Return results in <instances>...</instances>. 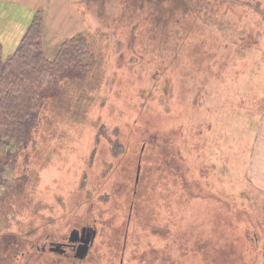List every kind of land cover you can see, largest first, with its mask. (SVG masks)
<instances>
[{"label": "rangeland", "instance_id": "1", "mask_svg": "<svg viewBox=\"0 0 264 264\" xmlns=\"http://www.w3.org/2000/svg\"><path fill=\"white\" fill-rule=\"evenodd\" d=\"M45 1L94 30V61L44 98L19 152L0 204V241H24L13 263L75 258L69 233L87 227L85 256L59 264H264V192L247 174L264 0Z\"/></svg>", "mask_w": 264, "mask_h": 264}, {"label": "trees", "instance_id": "2", "mask_svg": "<svg viewBox=\"0 0 264 264\" xmlns=\"http://www.w3.org/2000/svg\"><path fill=\"white\" fill-rule=\"evenodd\" d=\"M208 15L212 17L214 14L208 12ZM43 33L44 10L40 8L35 11L11 54L3 57L0 45V204L9 190L20 185L15 168L19 152L39 120L44 98L60 92L62 79L86 77L94 61L91 43L82 33L63 39L53 56L45 53ZM17 238L0 241V249H4L0 262L5 260L14 264L17 251L24 245V241ZM36 249L40 255L56 254ZM28 252L22 251L25 259L32 258ZM60 259L65 261L76 257L60 256L52 264H59Z\"/></svg>", "mask_w": 264, "mask_h": 264}, {"label": "crops", "instance_id": "3", "mask_svg": "<svg viewBox=\"0 0 264 264\" xmlns=\"http://www.w3.org/2000/svg\"><path fill=\"white\" fill-rule=\"evenodd\" d=\"M53 6H55V3L46 2L45 0H0V45L2 54L6 56L16 49L35 11L41 8L44 10V50L48 56H53L61 41L76 33L77 30L76 21L73 20L72 24L70 22V5L66 4L68 12H66L67 9L64 11L57 10L58 13L56 14L55 11H52ZM88 30L87 32L81 30V33H93L94 31L89 28ZM263 68L264 64L262 70ZM249 73L252 77H257L253 70H250ZM242 110L247 111L248 108L238 107L235 109L238 113ZM262 112H264V109ZM254 122H256V130L254 131L250 158L247 164V174L250 183L257 189L259 188L256 186H259L261 188L259 190L264 192V113L259 115V118H255Z\"/></svg>", "mask_w": 264, "mask_h": 264}, {"label": "water", "instance_id": "4", "mask_svg": "<svg viewBox=\"0 0 264 264\" xmlns=\"http://www.w3.org/2000/svg\"><path fill=\"white\" fill-rule=\"evenodd\" d=\"M79 233L81 234L79 236ZM94 231L87 227H82L81 230L73 229L69 233L68 240L75 243L79 242L75 247L74 255L78 258H83L88 251L90 242L92 240Z\"/></svg>", "mask_w": 264, "mask_h": 264}, {"label": "flooded vegetation", "instance_id": "5", "mask_svg": "<svg viewBox=\"0 0 264 264\" xmlns=\"http://www.w3.org/2000/svg\"><path fill=\"white\" fill-rule=\"evenodd\" d=\"M81 234L79 233V236H80ZM78 244V242H76V243H73V247H76V245Z\"/></svg>", "mask_w": 264, "mask_h": 264}]
</instances>
